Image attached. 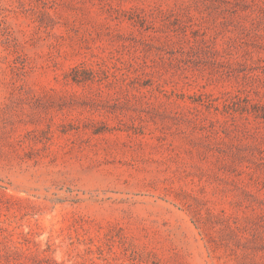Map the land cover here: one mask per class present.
<instances>
[{
	"label": "rangeland",
	"instance_id": "rangeland-1",
	"mask_svg": "<svg viewBox=\"0 0 264 264\" xmlns=\"http://www.w3.org/2000/svg\"><path fill=\"white\" fill-rule=\"evenodd\" d=\"M0 264H264V0H0Z\"/></svg>",
	"mask_w": 264,
	"mask_h": 264
}]
</instances>
